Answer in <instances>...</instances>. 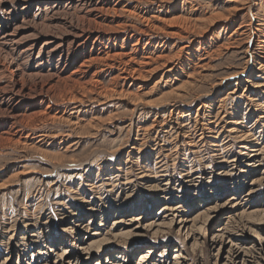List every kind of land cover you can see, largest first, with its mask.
I'll return each mask as SVG.
<instances>
[{"label":"rangeland","instance_id":"374dc122","mask_svg":"<svg viewBox=\"0 0 264 264\" xmlns=\"http://www.w3.org/2000/svg\"><path fill=\"white\" fill-rule=\"evenodd\" d=\"M240 1L0 0V264H224L264 242V163L245 166L237 138L173 153L166 132L176 106L185 125L223 100L226 131L264 143V74L259 94L233 77L264 0Z\"/></svg>","mask_w":264,"mask_h":264},{"label":"bare ground","instance_id":"6f19581e","mask_svg":"<svg viewBox=\"0 0 264 264\" xmlns=\"http://www.w3.org/2000/svg\"><path fill=\"white\" fill-rule=\"evenodd\" d=\"M81 2L84 3H93L95 0H80ZM249 0H244L245 4H249L251 3V0L248 2ZM99 2V1H98ZM238 2V1H237ZM236 2V3H237ZM240 2H243L242 0ZM97 3V2H96ZM83 5V4H82ZM252 6V5H251ZM82 7V6H81ZM88 7V6H87ZM250 7V6H249ZM195 9V8H194ZM90 10V9H89ZM184 10V9H183ZM253 10V9H252ZM195 11V10H194ZM239 11V8H233V13ZM188 13V12H187ZM197 13V12H196ZM185 15V14H184ZM248 16H246L244 18H247ZM184 19V18H183ZM197 19V18H195ZM193 18V20H195ZM227 19V18H226ZM249 20V19H248ZM256 20V19H255ZM187 21V20H185ZM214 19H210L209 25L214 24ZM250 21V20H249ZM188 22V21H187ZM242 23H244L242 21ZM247 23V22H246ZM250 27V29H248L249 33V39H251L252 37H258V40L256 42H253L252 40H249L248 43V47L246 48V50L243 52L244 56H245V66L242 68L241 71H238L234 74L233 77H237L238 76H243L244 74H247V78L242 82H240V85H244L245 89L248 91H254L253 89H257L256 91L261 92L259 89L261 87V85H257L253 82V79L256 76V70L259 71L260 73L264 74V16L258 17V19L256 20L255 24H252V22L250 23V25H248ZM132 27V26H131ZM195 29H197V27L194 26ZM188 28V27H187ZM194 29V30H195ZM150 30V29H149ZM189 30V29H188ZM193 30V29H192ZM78 31V30H77ZM84 32V29L82 30ZM145 32V31H144ZM195 32V31H194ZM86 33V32H85ZM78 34V33H77ZM149 34V33H148ZM240 34V33H237ZM82 35V34H81ZM150 35V34H149ZM79 38V37H78ZM4 39V38H3ZM232 38H229V40ZM244 40V39H243ZM74 41V40H73ZM236 41V40H235ZM194 42V40H192V43ZM239 42V41H238ZM231 43V42H230ZM236 43V42H235ZM245 43V42H244ZM223 44V43H222ZM251 44V45H250ZM62 45V44H61ZM224 45L226 46V44L224 43ZM228 45V44H227ZM231 45V44H230ZM241 45V44H240ZM60 46V45H59ZM192 46V45H191ZM222 46V45H221ZM61 47V46H60ZM56 46V49L51 51V54L54 51H60L62 48H60ZM190 46H186L183 47L182 50L184 51L186 48L189 49ZM31 48V47H30ZM191 48V47H190ZM187 50V49H186ZM28 52H32V48L31 49H27ZM27 54V53H26ZM137 54V53H136ZM180 54V53H179ZM191 54V53H190ZM117 56V55H115ZM113 55V57H115ZM121 56H124L121 55ZM126 56V55H125ZM124 56V57H125ZM129 56V55H128ZM140 56V55H139ZM118 58H120L119 56H117ZM116 57V58H117ZM131 57V55L129 56ZM158 57V56H157ZM127 58V57H125ZM143 59V58H142ZM159 60H161V63L158 64V60L157 58H153V57H147L146 61H143L142 63H140V67L142 66H147L148 68L152 65L155 64V66H153L152 68L149 69H145L146 70V76H152L154 73H156L158 70H160V68H165V66L167 65V63L169 62V58L165 59V63L163 62L164 57H158ZM107 60V59H106ZM118 60V59H117ZM121 60V59H119ZM109 61V59H108ZM116 59H114V63H115ZM135 59H132L131 62H134ZM250 61L252 62L251 64L253 65L252 68L249 67V63ZM104 62V61H103ZM121 62V61H120ZM109 63V62H108ZM111 63V62H110ZM113 63V61H112ZM122 63V62H121ZM109 65V64H108ZM111 65V64H110ZM113 66V65H111ZM129 66V65H128ZM124 67V66H123ZM139 67V66H138ZM108 68V67H107ZM115 68V65H114ZM131 68V67H130ZM136 68V67H135ZM167 71L164 73V75L168 76L170 75V73L172 72H177V67L175 68L173 65L172 66H167ZM111 69V67H110ZM113 69V68H112ZM124 70V69H123ZM132 70V69H131ZM130 72L132 74H138V76L141 78L143 75L140 72V70H132ZM127 71V69H126ZM125 71V72H126ZM129 73V72H128ZM127 74V73H126ZM199 74V73H198ZM124 76V75H123ZM125 77V76H124ZM127 77V76H126ZM130 77V76H129ZM145 78V76H143ZM257 77V76H256ZM132 78V77H131ZM190 78V77H189ZM126 79V78H125ZM122 80V79H121ZM136 80V79H135ZM144 80V79H143ZM237 80V79H236ZM240 81V79H239ZM226 79L220 81L219 86H223L227 83ZM238 82V81H237ZM190 83V82H189ZM188 85V84H187ZM239 85V84H236ZM91 89V88H90ZM235 89V88H234ZM22 90V89H21ZM115 90V89H114ZM105 91L106 94L104 95L106 99H110L113 98L115 96H119L118 94L114 95L113 93L116 91ZM244 90V92L246 91ZM250 91V92H251ZM177 92V91H176ZM182 92V91H181ZM232 93V92H231ZM137 95V94H136ZM178 95V94H177ZM102 96V95H101ZM103 96V97H104ZM182 96V95H181ZM180 97V96H179ZM185 98V97H184ZM235 98V97H234ZM101 99V98H100ZM95 101V100H94ZM105 101V100H104ZM252 101V100H251ZM108 102V101H107ZM219 107H217L216 109H209L207 110V108H209L207 106L208 103L203 104V106L201 108H199L198 110H196V113L194 114V120L191 119L190 114H188L186 117H190L189 119L186 120V124L182 125L180 124L179 121V115L181 114H185L186 112H182V111H178L180 109L179 106H176L175 109L170 110V116L168 119L170 120L168 122V124L170 125V128L167 132V135L173 139V144H174V139L178 140L179 138H181V136L183 137V143H181L182 145V150H186L188 151L189 149H187V147L189 148H203V147H208L209 149L213 150L214 152H217L218 156L220 155H224L227 154L231 148H232V140L233 138H237L239 140V144H240V149H241V154L243 156H245V166L247 167H252L255 164H263L264 163V143H260V141L262 140V135L261 133H259V136L256 137L255 134L251 133V132H246V131H240L238 130V128L236 129V127H232L231 129H229L228 131H226V128L224 125V122L222 121L225 117H227V112L225 111V109L220 108L223 105V100H219ZM109 104V103H108ZM257 105V104H256ZM255 105V106H256ZM260 105V104H259ZM226 106V105H225ZM174 108V106H172ZM245 107V105H244ZM182 109V108H181ZM239 109V108H238ZM246 109L250 110V106ZM183 110V109H182ZM136 111V110H135ZM174 111H178V114L176 116V118L174 119L173 114ZM184 111V110H183ZM190 112H192V110H189ZM193 114V112H192ZM191 114V115H192ZM232 114V113H231ZM182 118V117H181ZM245 119V118H244ZM243 120V119H242ZM262 123L264 124V117H261ZM167 122V121H166ZM241 122V121H240ZM157 123V122H155ZM182 123V122H181ZM243 123V122H242ZM240 125L239 122H235L233 123V125ZM226 125V124H225ZM153 126V125H152ZM168 128V127H167ZM229 128V127H228ZM141 132V131H140ZM157 134V132H156ZM137 136V135H136ZM140 136V134H139ZM237 136V137H236ZM43 137V136H42ZM49 137V136H48ZM52 137V136H51ZM157 137V136H156ZM166 137V136H165ZM45 138V137H43ZM223 138V139H222ZM162 139V138H161ZM166 139V138H165ZM176 140V141H177ZM180 140V139H179ZM180 140V141H182ZM163 142H165V144H167V139L163 140ZM177 143V142H176ZM219 143H221L219 145ZM169 144V143H168ZM172 145V144H171ZM143 146V145H142ZM201 146V147H200ZM172 149V150H171ZM169 151L171 152H176L178 149L177 145H173ZM139 150V149H138ZM181 151V150H180ZM228 151V152H227ZM184 152V151H183ZM231 153V152H230ZM172 154V153H171ZM170 154V155H171ZM214 155V154H213ZM168 157V155H167ZM190 158V157H189ZM239 159L238 157H235L234 159H232L230 162L228 161V158L226 156H222V158L219 159V164L218 165H225V164H234V163H238ZM166 164V163H165ZM167 165V164H166ZM164 167V166H162ZM161 167V168H162ZM194 169V168H193ZM193 169H191L193 171ZM191 171V172H192ZM225 173V172H224ZM189 174V173H188ZM130 182V181H128ZM126 183V182H125ZM128 184V183H127ZM212 211V210H211ZM184 223V222H183ZM227 225V224H226ZM229 225V224H228ZM227 225V226H228ZM227 227H224V232L223 234L219 235L220 238H225L228 235V230L230 229H226ZM227 231V232H226ZM218 232H223V230H219ZM217 235V237H219ZM230 239V236L228 237ZM223 242V241H221ZM219 243V242H218ZM231 249L228 250L227 254L228 256L225 258L226 261L224 264H264V242H261L257 247L258 248H250V249H246L243 248L242 246H237V245H231ZM82 250V249H81ZM85 250V249H84ZM92 250V249H91ZM90 250V251H91ZM86 252V250H85ZM85 254V253H84ZM152 254L151 250L148 251V255L150 256ZM257 254V255H256ZM149 256H145L143 257L144 259H147ZM63 261L67 260L65 263H70L72 262L71 260L67 259V257L63 256ZM111 262V261H110ZM109 262V263H110ZM118 262V261H117ZM68 263V264H69ZM54 264H57L56 262ZM112 264H116L115 261Z\"/></svg>","mask_w":264,"mask_h":264}]
</instances>
